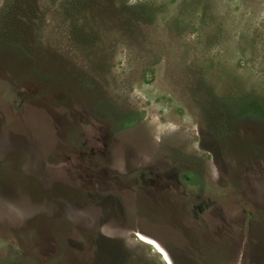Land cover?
<instances>
[{"label": "rangeland", "instance_id": "1", "mask_svg": "<svg viewBox=\"0 0 264 264\" xmlns=\"http://www.w3.org/2000/svg\"><path fill=\"white\" fill-rule=\"evenodd\" d=\"M12 1L0 0V264H82L102 246L201 264L181 250V225L155 230L115 210L130 188L107 172L137 169L187 190L204 225L211 204L215 235L230 228L226 264H264V0H15L7 16ZM80 136L85 150H61ZM85 153L107 172L91 174L98 190L83 200L72 188ZM110 185L116 197L101 194ZM24 226L38 235L9 252Z\"/></svg>", "mask_w": 264, "mask_h": 264}, {"label": "flooded vegetation", "instance_id": "2", "mask_svg": "<svg viewBox=\"0 0 264 264\" xmlns=\"http://www.w3.org/2000/svg\"><path fill=\"white\" fill-rule=\"evenodd\" d=\"M76 142H78V144H75ZM60 144L63 152L73 147H79L84 150L86 149V142H84L81 136L71 139L64 137L61 139ZM12 154L11 157L16 156V153ZM82 155L84 157L83 164L85 170L79 181H82L84 185L82 187L76 186L72 189L74 191L77 190L80 198L86 200L89 193H95L93 191L98 190L96 185L93 184V178L91 179L90 177L91 174L95 173L94 175H99L98 177L102 175L106 176L107 171L103 170L101 154H95L94 157L89 153ZM11 157L7 158L8 160H11L10 162L6 159L3 160L4 164L6 163V167H9V170L11 169L13 171L14 168L10 165L13 162L15 167H17L15 171L19 169L21 172V169L15 163L14 158ZM159 172L160 171H152L149 169H137L133 170L130 174L121 175L107 172V176L125 181L130 188L127 201H125V203H119V205H114L115 210H125L128 216L127 222L132 223V221L136 220L141 224H152L155 227V230H159L160 225L167 223H173L175 226L181 225L182 228L189 231V233H187L186 231L179 230V233L183 235L182 237L185 239V246H182L181 250L186 252L187 255L192 254L199 257L201 264H226L230 257V228L228 227L226 230L224 229L221 236L215 235L213 228L209 227L211 218L212 220L214 219L212 216L213 208L211 207V204L208 206L207 203L206 206L201 207L207 209L205 212H202V214L208 216L211 214L209 222H206L204 225L200 223L199 220L197 221L193 216L194 209L197 206L192 200L188 199V191L185 189L183 190L179 185L166 184L164 180L166 175L161 178L160 176L162 174ZM23 174L27 176L24 172ZM68 185H71L69 184V181L63 186L67 187ZM201 192L208 196L213 194L211 188ZM101 194H110L111 196L116 197V195L119 194V190L116 185H110V188L101 192ZM138 229L141 234L151 238L163 247L159 236H156L153 232L145 228L139 227ZM26 230H28L27 234H25ZM69 230L68 232L60 230L59 233L57 231V241L60 242V244L67 245L66 241L70 239ZM18 232H21L22 234L19 233L18 235ZM13 235L17 240L18 246H8L6 247V250L9 252H27L28 244L25 243V241H27L26 237L30 236L35 240L34 236H37L38 234H36L30 227L28 228L24 226L13 229ZM95 235L100 237L101 240L103 238H112L111 236H103L102 233L97 232ZM114 237L118 239L121 236L116 234ZM157 250L162 252L160 249ZM164 250L167 251V247H165ZM123 252L124 251L117 248L108 249L102 246L101 249L96 248L92 252L90 250H85L79 254V257L82 264H89L92 260H97L100 264L103 262L104 264H155L150 259H139L132 251ZM71 256L75 257V254L72 253Z\"/></svg>", "mask_w": 264, "mask_h": 264}, {"label": "trees", "instance_id": "3", "mask_svg": "<svg viewBox=\"0 0 264 264\" xmlns=\"http://www.w3.org/2000/svg\"><path fill=\"white\" fill-rule=\"evenodd\" d=\"M12 2L14 3V9L13 8L12 9H6L5 10L6 12L4 14H6L7 16H12L11 14L15 11V7H17L15 0H13ZM26 2H28V1H26ZM33 2L35 4V0ZM107 8L112 9L110 5H108ZM135 8L138 9L139 12L144 11L142 6H136ZM91 39H92L91 36L86 35V33L84 34L81 30H78L76 33L77 42L84 47L89 46V44L91 43V41H90Z\"/></svg>", "mask_w": 264, "mask_h": 264}]
</instances>
